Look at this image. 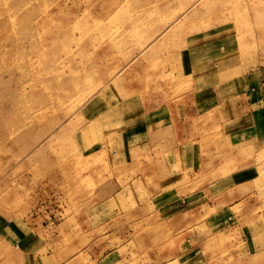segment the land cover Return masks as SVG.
Returning a JSON list of instances; mask_svg holds the SVG:
<instances>
[{
  "label": "rangeland",
  "instance_id": "1",
  "mask_svg": "<svg viewBox=\"0 0 264 264\" xmlns=\"http://www.w3.org/2000/svg\"><path fill=\"white\" fill-rule=\"evenodd\" d=\"M219 38L244 64H264V0H0V264H16L13 244L29 230L81 238L122 224L141 249L153 231V252L137 253V263L159 262L160 239L180 231V221L156 216L159 183L146 187L138 178L146 173L132 167L121 176L136 183L104 210L97 186L116 177L113 159L109 151L83 156L81 142L126 128L100 122V113H136L164 87L176 99L182 53ZM106 144L126 150L122 140ZM176 146L170 136L169 149ZM192 207L190 198L173 208L189 215ZM98 213L119 220L79 219Z\"/></svg>",
  "mask_w": 264,
  "mask_h": 264
},
{
  "label": "crops",
  "instance_id": "2",
  "mask_svg": "<svg viewBox=\"0 0 264 264\" xmlns=\"http://www.w3.org/2000/svg\"><path fill=\"white\" fill-rule=\"evenodd\" d=\"M195 45L182 53L176 99H169L164 87L158 99L136 113L121 115L116 107L100 113V122L126 128L110 138L81 142L80 150L87 153L83 156L109 151L117 173L98 184L102 191L96 203L104 210L116 205L123 189L136 183L123 180L127 175L121 173L135 167L146 173L144 180L138 177L151 183L146 187L159 183L156 204L150 200L156 216L180 221V231L158 242L157 264H264V64H244L229 48L228 38ZM173 135L180 146L169 149ZM109 140H122L126 150L107 149ZM137 157L145 158L144 166L132 165ZM104 169L98 166L97 172ZM190 198L192 214L174 211L187 208ZM190 217L194 224L185 229ZM117 218L100 213L79 219L102 223ZM116 227L81 238L58 230H29L13 244L16 264H141L137 253L153 252V231H146L141 249L126 224Z\"/></svg>",
  "mask_w": 264,
  "mask_h": 264
},
{
  "label": "bare ground",
  "instance_id": "3",
  "mask_svg": "<svg viewBox=\"0 0 264 264\" xmlns=\"http://www.w3.org/2000/svg\"><path fill=\"white\" fill-rule=\"evenodd\" d=\"M54 40V39H53ZM48 42V41H47Z\"/></svg>",
  "mask_w": 264,
  "mask_h": 264
}]
</instances>
